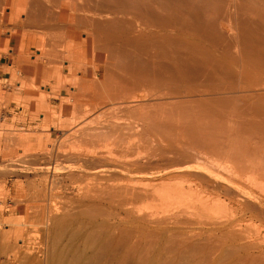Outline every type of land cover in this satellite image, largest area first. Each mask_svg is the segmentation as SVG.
Segmentation results:
<instances>
[{
  "label": "bare ground",
  "instance_id": "bare-ground-1",
  "mask_svg": "<svg viewBox=\"0 0 264 264\" xmlns=\"http://www.w3.org/2000/svg\"><path fill=\"white\" fill-rule=\"evenodd\" d=\"M10 19L21 27L62 31L72 68L85 51L86 68L82 64L85 70L71 83L77 94L93 95L99 110L84 114L74 135L86 146L80 147L84 162L103 163L78 168L91 179L86 173L87 185L65 193L74 205L67 207L64 198L63 208L86 217L87 226L77 229L89 245L88 258L107 249L112 238L119 246L122 236L114 235L128 227L124 232L121 223L104 226L106 218L122 214L138 223L132 228L135 244L153 236L148 245L162 246L166 237L178 236L184 245L180 237L206 232L222 245L254 243L264 236V0H0V22ZM46 45L39 44V62L48 54ZM24 60L18 59L20 64ZM112 104L128 114L105 115ZM127 134L161 159L196 164H176L151 175L150 182H130L137 176L112 166L107 160L111 151L101 146L107 137L123 146L133 138ZM208 162H218L220 169ZM115 173L128 180L113 181ZM56 184L53 176L49 192ZM137 201L164 209L140 211ZM74 213L62 221L78 219ZM127 248L122 246V252Z\"/></svg>",
  "mask_w": 264,
  "mask_h": 264
},
{
  "label": "rangeland",
  "instance_id": "rangeland-1",
  "mask_svg": "<svg viewBox=\"0 0 264 264\" xmlns=\"http://www.w3.org/2000/svg\"><path fill=\"white\" fill-rule=\"evenodd\" d=\"M27 27H21L17 20L12 19L0 22V264H264V236H260L259 240H255L254 243L240 240L222 245L212 235L203 232L204 234L200 233L202 235L198 234L197 237L195 235L191 237L190 234L191 238L189 237L187 240L188 237H180L185 240L184 245H182L184 241L181 242L178 236L166 237L167 239L165 238L161 243L162 246L157 245L158 248L155 241H152L155 242L153 244L151 242L152 246L148 245L151 237L155 239L153 236H148L146 239L141 238V243L140 240H137L136 244L133 243L136 240L133 237L134 229L132 228L138 223L124 214H122L123 218L121 215H117L119 218L117 216L112 217L113 221L111 222L109 221L112 218L110 220L106 218L104 227H117L121 223L118 228L124 232L126 227L128 228L124 234L120 235L121 232H116L119 236L114 235V237L120 238L122 236V240L130 238L129 241L125 240V242L127 241L125 243L121 239H119L121 242L116 240L119 241L118 246V242L116 244L112 238L110 241H113V245L116 244L114 247L109 241L106 244L112 246H107L108 251L104 247L103 252H97L88 258L90 256L89 245L83 237L78 236L81 231L78 232L77 229H80L82 224L83 227L87 226L86 217L83 215L79 218L82 215H79L78 212L77 214L75 209L69 210L73 207L67 208L66 211L69 212L65 213V207L63 208L67 202V207L74 205V203L72 205L69 202L70 200L68 201L67 192H70L73 186L83 184L82 187H84L87 182L89 183V178L91 179L87 172L83 173L78 168L80 166L93 168L95 164L99 166L103 163V161L84 162V149L81 151V148H86V146L83 143V145L79 144L76 134L74 135V130L77 129L81 117L95 114L99 110L96 108L97 104L93 95L82 92L77 94L74 91L75 85L71 83L74 77L80 76L84 66L86 68L84 64L86 63L85 51L81 50V58L79 57L81 60L77 57L74 62L76 68H72V64L66 55V38L62 31L60 33L59 30H55L53 32L57 34H54L52 31ZM18 30L23 34L22 37L16 33ZM34 38L35 43L33 42ZM41 41L47 43L46 49L49 51L47 56L44 54L46 57L42 58L40 63L39 44ZM22 42L24 43L23 47ZM49 42H52L54 46L50 45ZM50 54L51 56H49ZM20 57L25 59L22 62L23 64L28 63L27 66L19 63ZM47 57H50L52 62H47L49 60ZM8 63L11 65L9 66ZM71 68L74 70L69 71ZM116 105H109L108 111H105L107 114L104 112L105 115L109 116L114 112V115L118 113V116H124V113L128 114ZM117 110L119 111L117 112ZM127 135L133 138L126 139L128 143L125 141L123 146L114 143L110 137L107 139L110 138L111 141L105 139L101 146L104 145L103 149L111 151L107 160L112 166L121 171L127 168L137 176L130 182H150L151 175H158V172H164L176 164H183L187 167L196 164L195 161L175 163L178 161L161 159L151 150L148 151L149 153L146 152L149 147L136 144L138 142L135 135ZM129 143H132L133 146ZM112 147H115V151ZM138 150L143 152L142 158L135 162ZM143 154L144 156L155 155L157 159L155 156L144 157ZM149 161L151 162L148 163ZM211 161L214 163L213 160ZM210 163L208 162L207 165L211 166L212 164L211 167L215 166L214 168L220 169L217 166L218 162H215L216 165ZM158 165L161 167L159 166V168ZM121 174L115 173L111 177L112 180L127 181L128 178ZM78 175H83V177ZM53 176L57 184L49 192L48 185ZM64 198H67L66 203H63L65 202L63 201ZM137 202L139 203L135 204L136 209H141L140 211L144 208L143 211L153 209L152 211L160 213L164 209L159 205L156 208V205L154 206L150 202L147 204L146 201ZM137 204L144 206L139 207ZM159 207L160 211H158ZM77 209H80L81 213V208L78 207ZM72 212H75L74 215L77 214L75 216L79 215L78 219L74 217L71 221L70 219L62 221L66 213ZM72 216L70 217L72 218ZM61 221L65 224L60 225ZM82 221L84 223H81ZM261 229L263 235L264 226ZM253 236L255 237L256 234ZM142 239L147 242L146 245ZM176 240L179 241L176 242ZM129 242L130 246L127 245ZM122 246L123 249L129 246V249L126 250L128 253L122 252ZM149 246L155 249L150 251ZM156 247L160 249L157 253L155 252L157 251ZM83 248L86 251H82ZM109 249L112 250L109 251Z\"/></svg>",
  "mask_w": 264,
  "mask_h": 264
},
{
  "label": "crops",
  "instance_id": "crops-1",
  "mask_svg": "<svg viewBox=\"0 0 264 264\" xmlns=\"http://www.w3.org/2000/svg\"><path fill=\"white\" fill-rule=\"evenodd\" d=\"M9 64V66L11 65L10 63H8ZM41 76H42V73H41Z\"/></svg>",
  "mask_w": 264,
  "mask_h": 264
}]
</instances>
